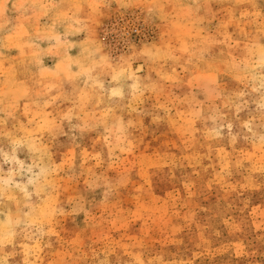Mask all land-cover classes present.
Wrapping results in <instances>:
<instances>
[{
	"label": "rangeland",
	"instance_id": "obj_1",
	"mask_svg": "<svg viewBox=\"0 0 264 264\" xmlns=\"http://www.w3.org/2000/svg\"><path fill=\"white\" fill-rule=\"evenodd\" d=\"M0 264H264V0H0Z\"/></svg>",
	"mask_w": 264,
	"mask_h": 264
}]
</instances>
